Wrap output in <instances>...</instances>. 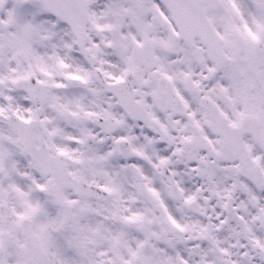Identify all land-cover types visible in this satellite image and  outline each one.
Masks as SVG:
<instances>
[{
  "label": "snow or ice",
  "instance_id": "obj_1",
  "mask_svg": "<svg viewBox=\"0 0 264 264\" xmlns=\"http://www.w3.org/2000/svg\"><path fill=\"white\" fill-rule=\"evenodd\" d=\"M0 264H264V0H0Z\"/></svg>",
  "mask_w": 264,
  "mask_h": 264
}]
</instances>
